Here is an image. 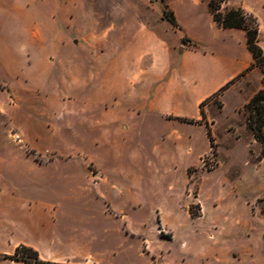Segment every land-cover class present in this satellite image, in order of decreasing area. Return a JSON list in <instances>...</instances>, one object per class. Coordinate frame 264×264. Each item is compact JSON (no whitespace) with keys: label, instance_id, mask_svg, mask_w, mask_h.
<instances>
[{"label":"rangeland","instance_id":"rangeland-1","mask_svg":"<svg viewBox=\"0 0 264 264\" xmlns=\"http://www.w3.org/2000/svg\"><path fill=\"white\" fill-rule=\"evenodd\" d=\"M208 1L0 0V254L21 241L64 264H264V156L242 110L197 161L202 130L175 137L143 113L91 100L92 74L112 65L110 21L131 33L138 21L160 27L181 52ZM220 44L213 36L208 46ZM222 93L203 112L218 110ZM200 201L204 215L192 218Z\"/></svg>","mask_w":264,"mask_h":264},{"label":"crops","instance_id":"crops-1","mask_svg":"<svg viewBox=\"0 0 264 264\" xmlns=\"http://www.w3.org/2000/svg\"><path fill=\"white\" fill-rule=\"evenodd\" d=\"M227 2L231 8L241 6L256 17L259 26V45L264 50L260 33V22L263 19L260 12L264 10V0ZM160 29L150 23L138 21L136 30L131 33L128 25L109 22V53L112 65L106 70H98L92 74L98 81L91 100L109 104L111 107L125 106L138 114L143 113L151 123L171 128L169 135L175 137L183 136L178 131L179 128L196 127L202 130L207 147L198 152L196 157L199 161L211 148L207 128L213 143L219 148L218 131L230 133L228 123L240 115V110L243 111L247 101L261 89L262 75L259 69L254 67L236 79L219 95L220 108L214 110L213 105H210L202 116L200 103L217 93L251 65L252 57L245 45V34L242 30L222 29L217 26L208 8L205 19L197 21L196 32L185 34L189 39V46L184 45L181 52H177L173 45L166 43L167 38L160 33ZM95 34L92 33L90 38L93 39ZM213 36L220 39L219 47L208 46ZM236 41L242 43L241 54L235 49ZM77 42L70 41L72 44ZM97 43L101 42L94 39L91 48L101 51L102 46L96 45ZM198 45L200 47H197ZM160 54L166 58L164 66L158 65L161 64V60L158 59ZM135 58H138L137 62L134 61ZM72 80L75 81L74 76ZM176 117L193 119L197 123L175 120ZM121 126L127 127L124 123ZM181 152L186 153L188 161L191 159V147H187L186 151L182 149ZM217 153L220 156L219 150ZM218 162L220 164V161ZM200 204L202 215L196 219H201L204 215L201 201ZM214 225V229L218 230L219 226ZM20 244L32 247L41 257L47 251L44 247L16 241L12 244L10 252ZM48 259L63 262V259L56 256H49ZM82 263L92 264V261L87 259Z\"/></svg>","mask_w":264,"mask_h":264},{"label":"trees","instance_id":"trees-1","mask_svg":"<svg viewBox=\"0 0 264 264\" xmlns=\"http://www.w3.org/2000/svg\"><path fill=\"white\" fill-rule=\"evenodd\" d=\"M227 1L228 0H209L207 4L208 11L213 18V21L220 28L238 29L244 32L245 45L252 57V63L242 74L233 79L230 83L226 84L222 89L224 91L231 83L244 76L254 67L258 68L261 72L262 87L244 105L243 113L245 116V128L253 136L255 141L261 145V155L264 156V50L259 45V26L256 17L245 11L241 6L232 7L222 13L221 6L226 4ZM162 17L173 27H178V23L172 12L163 11ZM183 40L184 39H182V41ZM201 106L202 103L200 104L199 109L201 115L204 116ZM174 119L190 124L197 123V121L193 119L179 117ZM207 137L214 152L213 140L208 128ZM189 213L192 218L198 217L197 214H193L190 211V208ZM0 258L2 261L21 262L24 264H64L49 260H42L39 253L35 249L23 244L16 246L12 254H0Z\"/></svg>","mask_w":264,"mask_h":264}]
</instances>
